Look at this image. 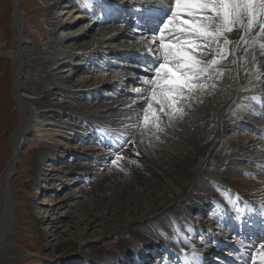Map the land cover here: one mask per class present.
Here are the masks:
<instances>
[{"label": "bare ground", "instance_id": "bare-ground-1", "mask_svg": "<svg viewBox=\"0 0 264 264\" xmlns=\"http://www.w3.org/2000/svg\"><path fill=\"white\" fill-rule=\"evenodd\" d=\"M12 4L7 55L18 122L0 168V264L28 253L14 240L11 177L30 140L42 142L22 165L33 166L29 189L38 180L43 190L87 184L44 202L47 259L70 258L60 246L76 241L79 264H143L156 253V264H213L216 246L264 222V0ZM169 6L156 35L127 24L136 14L163 17ZM33 27L43 32H27ZM150 57L158 68L149 70ZM127 84L131 91L120 87ZM59 212L72 223L64 235ZM109 235L120 236L116 246H98ZM52 242L56 255L45 251ZM249 257L264 264V242Z\"/></svg>", "mask_w": 264, "mask_h": 264}, {"label": "rangeland", "instance_id": "rangeland-1", "mask_svg": "<svg viewBox=\"0 0 264 264\" xmlns=\"http://www.w3.org/2000/svg\"><path fill=\"white\" fill-rule=\"evenodd\" d=\"M2 8L0 9V27H4L6 29L5 31V36L8 38L7 40V47L3 49L2 52H0V168L5 167V162L6 159L9 157L10 153V141H9V135L12 131V129L15 127V125L18 122L15 120L17 118L18 113L17 109L15 107L13 100V95L11 93L12 89V84H13V77L12 73L9 70V57L7 55V52L10 50V44H11V37H12V29L10 27V21H11V16L13 12V4L12 0H2ZM23 4V3H22ZM57 8L56 10H58ZM31 16V13L28 14V17ZM79 24V23H78ZM4 29V30H5ZM27 32L31 33H36V32H43L42 29H37L35 27L27 29ZM2 31V30H1ZM5 40V41H6ZM5 52V53H4ZM88 65L85 66V69L87 71ZM90 68H93L91 65ZM95 68V67H94ZM136 73V72H134ZM98 74V73H97ZM119 86L118 83L112 85V88ZM120 87L126 88L128 91L131 88V85L127 84L125 85H120ZM131 91V90H130ZM259 99V98H258ZM13 104V105H12ZM237 110V108H236ZM16 114V115H15ZM13 118V119H12ZM13 120V121H12ZM243 127H247L246 124H244ZM244 128H240V131H243ZM239 131V129H237ZM226 134L230 135V130L226 132ZM227 135V136H228ZM56 139L61 142V145L64 144L65 138L62 137V132L55 135ZM82 137V135L80 136ZM88 137V136H87ZM110 137V136H109ZM108 137V139H109ZM88 138H92V135H90ZM30 143L25 147L23 153L20 156L19 159V164L16 167L15 172L13 173L11 177V183L14 186L16 190V209L14 211V226H13V234H14V240L15 243L19 245L20 248L26 250L28 253L23 254L20 258L16 259H10V258H4L1 261V264H45V261H49L50 263H56L57 260H67L70 261L66 264H79L77 262H72L73 260L77 259L78 257H81L82 254L78 252L77 250V243L76 241H72L69 244H62L60 246V251L59 253H62L65 256H71L70 258L64 257V258H58L57 256L55 257H50L51 259H47L45 256L41 255V251L43 249L42 246L39 244L41 243V235L43 234L44 229L47 231L50 228V225H48V220L47 217L52 213L48 212L45 210L47 209V206L44 204V202L48 201L50 198H56L58 200L66 198V196L70 193L73 194L75 188L80 187V186H87V184L84 182L85 179H79L76 185L71 184L65 189H61V185H59L56 190H53L56 188V182L54 185H48L47 188L43 190V181H36L34 185L32 186L31 189H29L27 182L30 178L29 176V168H33L32 165L26 166L27 170H24L22 165L24 162L28 163V155L31 153V151L39 146V142H42V140H30ZM32 142V143H31ZM34 142V143H33ZM119 142V141H115ZM43 144V143H42ZM100 156V155H99ZM98 156V159L96 161L97 165H100L103 162V155L101 157ZM54 158V157H53ZM52 158V160H54ZM72 157L69 158L66 163L63 162L61 164H56V169H63L68 165L72 164ZM84 161V160H82ZM100 161V162H99ZM68 163V164H67ZM61 167V168H60ZM99 167H102L99 166ZM4 168H2L3 170ZM1 170V171H2ZM1 175V173H0ZM86 180L89 177H85ZM89 178L88 180H90ZM89 182V181H87ZM46 183V182H45ZM69 183V182H68ZM92 185V183H91ZM30 205V206H29ZM49 209V208H48ZM47 209V210H48ZM63 211V210H62ZM47 213V214H46ZM49 213V214H48ZM62 213V219L63 221L61 223H58L57 225L60 226L58 228V232L61 235H64V232L66 230L65 225H70L72 226V223L69 219V217H65L63 214L64 212H59V214ZM58 213L54 214L57 215ZM73 213H71L72 215ZM193 215H196L194 213ZM69 221V222H68ZM70 223V224H69ZM69 228V227H68ZM80 230H83V227L80 226ZM93 230H95L93 228ZM92 231V230H91ZM63 232V233H62ZM90 234V233H88ZM120 236L118 235H109L104 241L107 245L104 243H99L98 246L103 247L107 250H111V246H116L117 241L120 239ZM51 243V240L48 241ZM53 243V242H52ZM40 249V250H39ZM47 254H55L57 252V245L52 244L51 246H48L45 249ZM37 252V253H36ZM29 254V255H27ZM157 254V255H156ZM151 256L150 260L144 261L143 264H156V261L159 256L158 253H156ZM56 255V254H55ZM58 258V259H57ZM67 258V259H66ZM14 260V261H12ZM152 260V261H151ZM147 262V263H146ZM130 264H133V260L129 261ZM81 264H86V263H81Z\"/></svg>", "mask_w": 264, "mask_h": 264}]
</instances>
